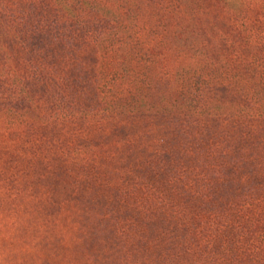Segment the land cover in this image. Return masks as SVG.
<instances>
[{
  "label": "trees",
  "instance_id": "obj_1",
  "mask_svg": "<svg viewBox=\"0 0 264 264\" xmlns=\"http://www.w3.org/2000/svg\"><path fill=\"white\" fill-rule=\"evenodd\" d=\"M139 1L0 0V139L37 135L98 264H264V0H166L211 25L151 41Z\"/></svg>",
  "mask_w": 264,
  "mask_h": 264
},
{
  "label": "rangeland",
  "instance_id": "obj_2",
  "mask_svg": "<svg viewBox=\"0 0 264 264\" xmlns=\"http://www.w3.org/2000/svg\"><path fill=\"white\" fill-rule=\"evenodd\" d=\"M180 6L211 25L212 16L206 13L207 8L194 11L187 4L172 7L167 6L166 0H140L131 9L139 20L137 26H142L141 22L146 26V40L160 38L168 31V39L176 40L173 24L175 14L181 13L177 9ZM222 22L227 23V18L218 17L215 26L224 28ZM15 126L14 135L0 139L1 146L4 141L13 150L11 156L0 152V165L7 166L10 178L14 176L8 183L0 179V264H98L94 261L95 248L87 244L91 241L86 232L87 222L79 208L75 207L77 213L72 212V187L60 184L53 190L46 180L36 179L37 163L31 159V148L21 145L37 135L24 125L26 134H20L19 124ZM20 135L29 140H21ZM20 140L24 142L15 145Z\"/></svg>",
  "mask_w": 264,
  "mask_h": 264
}]
</instances>
